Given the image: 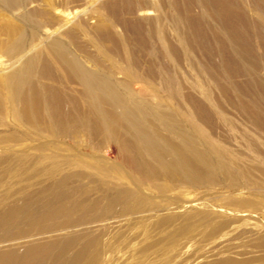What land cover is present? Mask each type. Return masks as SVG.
I'll use <instances>...</instances> for the list:
<instances>
[{"label": "rangeland", "instance_id": "obj_1", "mask_svg": "<svg viewBox=\"0 0 264 264\" xmlns=\"http://www.w3.org/2000/svg\"><path fill=\"white\" fill-rule=\"evenodd\" d=\"M113 1L116 0H16L10 4L1 1L0 15L15 24L22 21L29 28L31 23L25 15H54L58 21L44 24L35 38L28 35L23 50H0V77L17 70L33 53L42 51L53 74L45 77L35 73V90L42 96L45 87L47 91H61L64 98L73 94L79 111L94 113L99 101L85 93L81 80L69 78L53 56V50L59 49L54 41L63 38L68 53L78 56L88 73L96 72L103 86L107 87V79L112 77L110 88L117 91L121 103L107 91L101 106L116 113L125 124L124 131L129 124L124 106L141 122L146 106L157 112L173 113L188 132L200 127L214 146L210 148V144L198 140L197 147H209L206 149L211 157H219L232 176L218 173L213 180L198 184L180 175L150 179L123 158V144L101 134L97 127L83 124L66 133L59 131L53 120L68 114L72 102L63 100L60 110L41 99L38 112L43 118L35 121L24 117L21 101L0 82V205L38 196L48 198L54 189L56 194L69 191L75 200H99L100 214L88 211L90 221L52 236L83 235L81 243L67 251L70 255L78 252L85 240H94L85 259L94 264H264V129L233 106L218 87L224 84L232 97L238 98L236 84L244 85L247 76L237 75L229 80L224 68L216 70L211 64L224 61L215 55L220 48L219 39L229 54L224 62L234 63L228 64L231 71L239 67L252 72L248 76L252 80L261 78L264 82L262 49L257 43H249L252 50L257 48L250 61L260 64L253 67L241 54L250 55L245 50L240 52L242 48L235 50L236 40L207 12L204 0H118L122 7L118 15L123 19L133 15L139 20L141 30H135L142 32L150 45L144 49L140 40L133 37L135 30L131 24L128 26L132 31L114 21L108 6ZM221 1L231 4L229 0ZM233 1L259 25L264 23L262 0ZM206 2L210 4L212 0ZM185 15H198L200 28L192 29ZM105 27L110 41L103 38ZM70 28L78 31L79 42L85 46L79 48L69 42L64 33ZM199 38L203 41L197 43ZM114 39L118 48L113 47ZM132 57L140 63L133 64ZM165 69H169V80ZM247 92L259 93L255 87ZM241 95L249 99V95ZM193 98L211 111V123L200 118L201 111ZM261 100L257 99L255 104H260L264 112ZM76 104L73 109L77 111ZM144 124L148 130L154 126ZM129 127L133 128L131 124ZM64 179L68 183L58 188ZM116 187L137 193L143 203L132 201L131 209L121 204L110 207L108 198L115 196ZM70 215L76 220L82 213L75 211ZM18 241L21 239L12 242ZM97 252L100 255L96 258Z\"/></svg>", "mask_w": 264, "mask_h": 264}, {"label": "bare ground", "instance_id": "obj_2", "mask_svg": "<svg viewBox=\"0 0 264 264\" xmlns=\"http://www.w3.org/2000/svg\"><path fill=\"white\" fill-rule=\"evenodd\" d=\"M1 1L10 4L16 0H0V2ZM117 1L118 0L113 1L114 3H112V5H108L112 8L110 13H112L111 16L114 21L121 25L124 24L130 31H132V29L128 24H131L134 30L136 28L141 30L142 26H139V20L132 18L133 15H128L130 16L128 19H123L122 15L117 14L121 10L120 8H122ZM229 1H231L232 5L227 1L221 0H216V2L212 0L210 4L204 0L203 4L213 19L221 23L226 34L229 37L231 36L232 40H236L234 45L235 50L237 48H242L240 51L242 53V50H245V53L250 55V57L244 54L241 55L250 61L251 55L254 53L253 50L255 51L257 48H253L252 50L249 43L259 44L264 54V31L262 30L264 23L259 25L258 21L251 18L250 15H247L244 10V12L240 11L236 2L233 0ZM262 1L264 4V0ZM185 16L188 25L192 29L200 28L201 23L199 22L198 15ZM24 18L31 23L29 28H27L25 26L26 24L22 21L15 24L11 20L4 19L0 15V50L7 49L17 52L18 50H23L27 47L28 35L35 38L39 29H41L44 24H56L58 21V18L54 15H25ZM106 29L108 28L105 27L104 30L100 28L98 32L101 33V30H103L104 40L110 41V35L107 34ZM76 34H78V31H75L74 28H70L64 33L69 42L75 47L80 48L85 46L79 42V38ZM133 37L136 40H140V46H143L144 49H148L150 46L149 43L146 42L142 32H136L135 30L133 32ZM63 40V38H60L54 41V45L58 46L59 49L53 50V56L63 65L69 78H78L81 80L84 84L83 90L85 93L97 99L100 106L97 107L94 113H82L77 107L73 94L69 97L65 96L66 98H64L61 91L57 89H50L47 91L45 87V95H40L33 85L36 76L35 73L48 77L51 76L53 72L48 67L49 64L43 52L37 51L25 59L17 70L9 73L4 78L0 77V82H3L4 86L13 93L14 97L21 101V113L24 117H31L35 121H40L43 118L42 114L38 112L41 99L45 100L50 107L60 110L62 101L68 100L73 103L72 109L74 104H76L77 111L71 109L65 116L61 114L63 118H54V122H52L58 127L59 131L66 133L73 130V127L83 124L88 127H97L98 130L101 131V134L105 133L114 141L121 145L123 144L121 149L123 158L129 163H133L138 173L146 175L150 179H170L180 175L182 179H186L192 184H198L206 179L213 180L214 176L218 173H222L228 177L232 176V173L230 176L228 175L229 173L226 167H223V164H221L219 157H211L209 154V150L206 148H211L214 145L206 138V135L201 131L200 127L196 126L192 129L191 133L188 132V129L183 127L180 121L176 120L173 113H165L163 111L157 112L155 109L147 108L146 106L143 112L144 120L142 119L141 122L139 117L132 113L128 107L124 106L123 109L128 118L127 122L133 126V128H130L128 124V129L124 131L125 128L123 126H125V124L117 118L116 113L101 106L105 100L107 91H109L107 92L108 95L112 98H117V101L121 103V100H118L119 95L117 91L110 88L112 87V83L109 79L112 77L107 79L108 86H103L101 84V78L99 79L96 72L88 73V71L83 68V64L78 56H72L68 53L69 49H66L67 45ZM201 41H203L201 38L196 40L197 43ZM218 41L220 48L217 53L215 54L214 52V54L219 56L221 60L226 61L229 57L227 47L223 41L219 39ZM112 42L115 43L113 47L118 48V45H116L118 42L115 39ZM131 52L132 56H135V53L133 51ZM171 52L176 53V50L171 49ZM237 52H239L238 49ZM257 59L260 60L261 57L259 56ZM130 60L135 65L140 63V60L136 59V57H132ZM224 61L218 65L215 64L216 62H211V64L216 70L224 68L227 72L226 78L229 80L235 78L237 75H243L247 76V81L244 85L236 84L237 90L239 91L238 98L232 97V94H230L227 87L222 83L218 84L219 89L224 96L231 101L233 106L246 112L260 129H264V112L261 111L260 104H255V101L259 98L264 102V97H262L264 94L263 80L261 78H254L252 80L248 77L252 72H246L239 67L231 71L228 64L234 63ZM149 62H152V60ZM249 64L253 67H258L260 65L257 61L254 62L253 60L250 61ZM164 71L165 74H167L165 75L167 80H169V69H165ZM152 75H155V73L153 72ZM211 75L214 76V74ZM252 87H255L259 93L249 95L247 89ZM241 94L249 95V99H245ZM194 102L197 109L201 111L198 112L196 109L198 113H201L200 118L205 119L207 123H211V111L207 110L205 105L200 101H195L194 99ZM137 107L139 106L137 105ZM53 114L54 113H52V115ZM164 114L167 116H164ZM44 119H48V117L44 116ZM144 123L153 124L152 130H148ZM194 125L195 124L192 123L191 127ZM95 130L97 129L95 128ZM196 134H198V136H196ZM198 140L210 144V146L205 149L199 148L197 147ZM67 183L68 179H64L59 183L58 188ZM54 191L56 190L54 189L52 196L48 198L38 196L36 198L26 199L20 203L14 202L12 204L2 202V205H0V264H47L48 262L52 264H94L93 260L85 261V259L89 257L87 253L92 248L94 240H85L83 247L79 249L78 252L70 255L67 251L72 249L73 245L81 243L83 235L62 238L52 236L62 231L73 230L77 223L84 224L90 221L91 215H87V212H98V214H100L99 205L101 202L99 200H89L87 197L81 200H75L73 199L74 196H71L69 191L59 192L57 194L54 193ZM113 192H115V196L108 198V205L110 207L121 204L125 209H131L134 201H136L137 204L138 202L143 203L140 201L137 193L131 192L129 189L116 187L113 188ZM75 211H80L82 213L76 220L70 215ZM62 217H64L63 220ZM49 235L51 236L49 237ZM16 239H21V241L12 242ZM99 255L100 253L97 252L96 258Z\"/></svg>", "mask_w": 264, "mask_h": 264}]
</instances>
